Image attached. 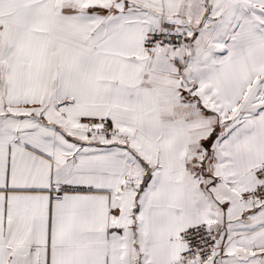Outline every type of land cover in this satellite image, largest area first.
Segmentation results:
<instances>
[{
	"label": "snow or ice",
	"instance_id": "snow-or-ice-1",
	"mask_svg": "<svg viewBox=\"0 0 264 264\" xmlns=\"http://www.w3.org/2000/svg\"><path fill=\"white\" fill-rule=\"evenodd\" d=\"M0 264H264V0H0Z\"/></svg>",
	"mask_w": 264,
	"mask_h": 264
}]
</instances>
